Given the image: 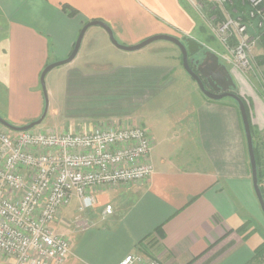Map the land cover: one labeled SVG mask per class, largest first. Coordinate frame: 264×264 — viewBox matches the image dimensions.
Masks as SVG:
<instances>
[{"label":"crops","instance_id":"0c3cea01","mask_svg":"<svg viewBox=\"0 0 264 264\" xmlns=\"http://www.w3.org/2000/svg\"><path fill=\"white\" fill-rule=\"evenodd\" d=\"M62 4L77 14L68 16ZM181 4L0 0V89L6 93L0 116L15 126L40 116V73L69 55L86 22H105L118 41L131 45L155 34L192 32L194 21ZM95 27L87 29L74 60L54 72L52 85H59L62 99L70 96L80 106L68 115L72 120L97 116L99 122L86 131L139 114L151 135L153 172L147 182L94 188L95 204L85 212H77V198L59 210L51 226L70 242L63 264H119L135 252L162 264H249L263 238L250 234L252 228L242 234L236 230L250 219L262 223V212L236 102L206 97L175 52L157 47L117 51L105 30ZM261 51L257 46L253 53ZM229 73L246 104L255 140L264 135V98L255 94L253 81ZM147 88L148 98L141 102ZM105 204L112 206L109 215H102ZM78 215L89 220L87 229L76 226ZM0 264L15 261L0 254Z\"/></svg>","mask_w":264,"mask_h":264},{"label":"built area","instance_id":"2783aa9c","mask_svg":"<svg viewBox=\"0 0 264 264\" xmlns=\"http://www.w3.org/2000/svg\"><path fill=\"white\" fill-rule=\"evenodd\" d=\"M186 1L209 27L219 48L209 50L219 61L259 76L264 86V0ZM257 46L262 51L256 55ZM151 151L148 130L132 121L77 132L12 131L0 125V254L15 264H63L70 242L51 226L59 210L73 198L79 201L77 212L92 209L96 187L147 182ZM111 213L105 204L102 215ZM75 223L80 230L91 225L79 215ZM119 264L162 263L135 252Z\"/></svg>","mask_w":264,"mask_h":264},{"label":"water","instance_id":"95a60500","mask_svg":"<svg viewBox=\"0 0 264 264\" xmlns=\"http://www.w3.org/2000/svg\"><path fill=\"white\" fill-rule=\"evenodd\" d=\"M91 26H99L107 33L110 43L116 48L125 52H134L150 45L153 42L164 40L169 41L178 47L181 54V62L185 71L196 82L200 91L209 99L220 100L225 97L232 98L239 109L243 124L249 162L251 167V178L254 193L258 200L261 212L264 216V197L258 184V174L254 144L247 110L242 98L236 93V85L224 64L219 61L218 56L207 49L203 43L192 37L183 36L181 39L170 34H155L140 40L136 44L126 45L119 42L108 24L101 20H91L86 22L80 29L73 48L66 58L56 60L44 66L40 73L39 82L44 99V108L38 118L22 126H15L0 116V125L12 131H26L39 125L45 118L48 111V96L46 91L45 77L53 69L68 64L74 60L81 46L83 37L87 29ZM195 64V68L192 64Z\"/></svg>","mask_w":264,"mask_h":264},{"label":"rangeland","instance_id":"374dc122","mask_svg":"<svg viewBox=\"0 0 264 264\" xmlns=\"http://www.w3.org/2000/svg\"><path fill=\"white\" fill-rule=\"evenodd\" d=\"M181 1H182L181 5L183 6V9L191 16V18L194 21V29L192 32H190L188 34L177 33V34H175V35H177L176 37H178L180 39L183 36L192 37L195 40H197L198 42L203 43L204 49H207V50H209V48L210 49H219L216 41L212 37V34L210 32L209 27L207 26V24L203 23L202 19L200 18V16L197 13V11L194 8H192L186 0H181ZM205 7H206L205 11L208 12L210 6L205 5ZM217 12L220 13L219 11H217ZM95 28H97V26ZM119 42H121L123 44L126 43V42L121 41V40H119ZM136 43H138V42H135L134 44H136ZM154 47L160 48L161 50H164L166 53H169L172 51L175 52V54H177V56L181 62V54H180L178 47L169 41L159 40V41L153 42L150 45L142 48L139 52H142L144 50H148V49L154 48ZM113 49L119 51V49H117V48L115 49L113 47ZM222 64H224L226 66V68L228 69L229 72L232 71L234 74H237V76L239 78H241L243 81H248V82L250 80L253 81V83L256 86V88L254 90L255 94L258 97H262V99L264 98V89L262 88V85H260V83L258 82L259 76H255L254 74L250 75V76L244 75L241 71L233 69L232 66H230L226 63H222ZM57 68H59V67H57ZM57 68L50 71L47 74L48 76L46 75V77H45L46 91H47V96H48V111H47V114H46L45 118L43 119V121L39 125L34 127L33 129L36 131H38V130H53V131H58V132L61 131L62 132L64 130H66L67 128H69V129H72L71 131H74V132L86 131L87 127L89 128V124H91V125L94 124L93 126H95V123L99 122V121H96V119H98V118H97V116L92 115V116H90V118L88 120H86V119L83 120L81 118L72 120V117L68 116V115H71L74 111H77L80 106H75L73 104L70 96L66 97L65 99H62V91H60L59 85H54V86L52 85L53 84V76H54L53 74L56 73ZM261 69L264 70V64L261 65ZM56 82H57V80H56ZM149 93H150V89H148V88L143 91V93L140 95L141 102L147 100ZM225 98L229 99V97H225ZM5 101H6V93L0 89V102L5 103ZM92 108H95V107L92 106ZM138 115L139 114L131 113L127 117H123V118H119V119H109V120H107V122L126 123V122L132 121L134 123L140 124V120L137 118L140 115L139 116ZM71 121H73V123H71ZM90 127H92V126H90ZM261 135H263V134H261ZM254 138H255V140L252 137L254 147H256L257 174L259 171H260V173H262V175L260 177H258V184H259L260 190L262 192V195L264 197V181H263L264 180V135L261 137L256 136ZM254 142H257L256 145ZM260 216H261V222L262 223L257 222L255 219H250L249 221L246 222V225L241 232H238L237 230H236V232L238 234H242V233L248 231V229L252 228L249 233L250 234L251 233L252 234H254V233L259 234L263 238V240L261 242V244H262L264 242V217H263V214ZM59 225L63 226L64 224L61 223V221H60ZM64 226L66 228H68L67 225H64ZM250 264H264V260L263 259L261 260V258H259V259L253 260Z\"/></svg>","mask_w":264,"mask_h":264},{"label":"trees","instance_id":"16d2710c","mask_svg":"<svg viewBox=\"0 0 264 264\" xmlns=\"http://www.w3.org/2000/svg\"><path fill=\"white\" fill-rule=\"evenodd\" d=\"M61 7H62V10L64 11V12H66V14L68 15V16H70V17H72V16H74L75 14H77V11L74 9V8H72V7H70L69 5H66V4H62L61 5ZM244 102V101H243ZM244 104H245V102H244ZM245 107H246V104H245ZM246 110H247V107H246ZM247 113H248V111H247ZM250 128H251V125H250ZM251 133H252V131H251ZM254 150H255V157H256V161H257V155H256V147H254ZM262 175V173H260V171L258 172V177H260ZM247 222V221H246ZM246 222L241 226V227H239L238 229H237V231L238 232H241L243 229H244V227H245V225H246ZM264 253V242L262 243V244H260L258 247H256L255 248V250H254V257L252 258V261L253 260H256V259H259V258H261V260H262V254ZM251 261V262H252ZM250 262V263H251ZM249 263V264H250Z\"/></svg>","mask_w":264,"mask_h":264},{"label":"flooded vegetation","instance_id":"af4514ba","mask_svg":"<svg viewBox=\"0 0 264 264\" xmlns=\"http://www.w3.org/2000/svg\"><path fill=\"white\" fill-rule=\"evenodd\" d=\"M192 67L195 68V64L194 63L192 64Z\"/></svg>","mask_w":264,"mask_h":264}]
</instances>
